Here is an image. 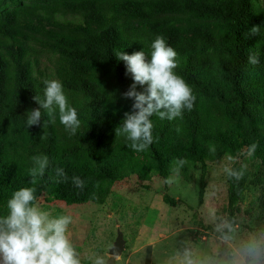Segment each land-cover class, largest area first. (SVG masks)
Here are the masks:
<instances>
[{"label": "trees", "instance_id": "trees-1", "mask_svg": "<svg viewBox=\"0 0 264 264\" xmlns=\"http://www.w3.org/2000/svg\"><path fill=\"white\" fill-rule=\"evenodd\" d=\"M62 12L79 14L80 20L59 22L55 15ZM252 27L260 33L250 34ZM157 35L176 51L174 71L196 99L181 118L153 116V143L137 153L117 135L131 105L121 93L132 81L115 52L143 50L148 55ZM256 52L260 63L248 64L247 57ZM43 54L60 61L48 77L37 76ZM48 79H58L66 96H81L72 106L82 128L70 145L58 143L43 110L42 127L25 126L24 113L37 107L32 98L43 95ZM217 106L222 120L235 124L233 144L209 127ZM46 127L48 142L43 140ZM244 130L248 142L242 140ZM253 143L257 147L248 160L264 170V15L252 0H0V214L20 187L36 189L35 204L47 194L66 206L102 205L117 182L132 176L143 182L175 176L191 183L198 166L200 204L206 163L235 158ZM210 145L215 153L209 152ZM108 151L111 160L103 163ZM36 154L47 155L50 168L30 184L29 158ZM176 158L187 161L178 176L170 168ZM56 167L64 169L67 180L49 179ZM230 169L242 173L239 179L225 175V210L233 225L245 190L263 191L264 180L238 164ZM72 176L85 181L83 190L74 188ZM261 207L264 221L262 201Z\"/></svg>", "mask_w": 264, "mask_h": 264}, {"label": "rangeland", "instance_id": "rangeland-1", "mask_svg": "<svg viewBox=\"0 0 264 264\" xmlns=\"http://www.w3.org/2000/svg\"><path fill=\"white\" fill-rule=\"evenodd\" d=\"M252 1L259 13L264 15V1ZM55 17L59 22L80 20L79 14L68 12L58 13ZM59 64L57 57L41 55L38 58L37 76L53 75ZM67 98L72 106L81 96L67 94ZM211 116V131L233 144L236 140L235 124L222 120L219 106L211 111ZM50 127L60 145L73 143L74 135H68L58 118L55 123H50ZM81 128L82 124L78 130ZM49 134L46 127L44 141H49ZM242 140L248 142V130L243 131ZM110 153H105L103 163L111 160ZM246 153L243 148L231 160L224 157L206 163L205 189L200 204L201 170L198 166L191 183L175 176L167 178L171 180L170 183H165L159 177L143 182L134 176L117 182L102 205L86 203L66 206L47 194L41 195L36 205L52 216L67 214L72 217L69 235L81 264H92L96 257H101L106 264L119 233L124 246L115 257L116 264H123L124 247L146 244L151 245L149 258L153 264H179L182 259H191L193 264H253L246 248L257 244L260 246V256L254 264H264V221L260 219L264 190L248 187L237 204L239 210L231 231L226 227L225 169L238 164L264 180V170L255 167ZM166 197L174 201L173 205L166 202Z\"/></svg>", "mask_w": 264, "mask_h": 264}, {"label": "clouds", "instance_id": "clouds-1", "mask_svg": "<svg viewBox=\"0 0 264 264\" xmlns=\"http://www.w3.org/2000/svg\"><path fill=\"white\" fill-rule=\"evenodd\" d=\"M261 29L252 27L250 34L260 33ZM150 53L143 50L127 54L116 51L115 59L123 62L125 75L131 78V85L121 93V98L131 101L129 111L117 126V135L122 136L129 147L137 153L146 151L153 143L152 117L160 120L173 121L181 118L185 111H191L195 101L191 87L178 75L176 51L169 46L164 37L157 35L150 43ZM259 53L247 57V63H260ZM43 95L33 96L36 108L24 113L26 128L42 127V110L48 117V123H55L57 118L69 136L76 135L81 121L77 109L70 105L62 83L58 79L43 81ZM140 91H137V87ZM257 145L247 147V155L252 156ZM214 145L209 152L215 153ZM28 169L29 183L44 177L50 168L49 158L45 154H36L30 158ZM231 160L232 157H227ZM187 164L184 158L171 161L170 168L175 175ZM49 179L56 182L67 180L62 167L51 169ZM228 176L239 179L242 173L226 168ZM166 179L165 183H170ZM71 183L76 189L83 190L85 181L79 176H72ZM34 187H20L13 191L5 201L4 212L0 214V264H81L78 253L73 247L69 235L72 217L67 214L52 216L48 211L41 210L36 200ZM226 227L231 231V225ZM247 256L253 264L260 256V246L253 244L246 248ZM187 255V254H186ZM92 264H104L101 257L92 260ZM179 264H193L191 259H182Z\"/></svg>", "mask_w": 264, "mask_h": 264}, {"label": "crops", "instance_id": "crops-1", "mask_svg": "<svg viewBox=\"0 0 264 264\" xmlns=\"http://www.w3.org/2000/svg\"><path fill=\"white\" fill-rule=\"evenodd\" d=\"M149 246L151 245L146 244L132 248L124 247L123 264H153L152 259L149 258Z\"/></svg>", "mask_w": 264, "mask_h": 264}, {"label": "water", "instance_id": "water-1", "mask_svg": "<svg viewBox=\"0 0 264 264\" xmlns=\"http://www.w3.org/2000/svg\"><path fill=\"white\" fill-rule=\"evenodd\" d=\"M123 246L124 243L121 239V234L119 233L112 248L109 251V258L107 259L106 264H116L115 257L122 252Z\"/></svg>", "mask_w": 264, "mask_h": 264}]
</instances>
